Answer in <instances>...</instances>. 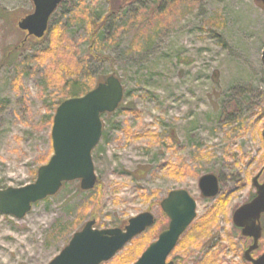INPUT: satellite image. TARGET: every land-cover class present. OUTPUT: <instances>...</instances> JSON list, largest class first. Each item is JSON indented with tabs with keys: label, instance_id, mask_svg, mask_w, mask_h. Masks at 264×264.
<instances>
[{
	"label": "rangeland",
	"instance_id": "obj_1",
	"mask_svg": "<svg viewBox=\"0 0 264 264\" xmlns=\"http://www.w3.org/2000/svg\"><path fill=\"white\" fill-rule=\"evenodd\" d=\"M111 1L63 0L35 39L17 27L32 2L0 0V190L33 183L52 155L50 117L62 97L45 81L52 59L34 60L52 26L62 31L58 56L68 66L98 83L114 75L123 87L120 109L101 117L91 153L100 186L82 191L68 182L21 220L0 215V264H48L90 220L99 230L122 228L149 212L166 229L160 202L179 189L196 202L191 226L222 210L208 234L178 242L168 261L193 264L209 252L222 264H249L231 216L254 195L252 179L261 172L264 181L263 8L254 0H128L102 24ZM204 175L217 178L215 198L201 195ZM260 221L264 230V215ZM132 241L103 264H124L116 259ZM260 245L257 254L264 234Z\"/></svg>",
	"mask_w": 264,
	"mask_h": 264
},
{
	"label": "water",
	"instance_id": "obj_2",
	"mask_svg": "<svg viewBox=\"0 0 264 264\" xmlns=\"http://www.w3.org/2000/svg\"><path fill=\"white\" fill-rule=\"evenodd\" d=\"M33 12L21 18L17 27L27 38L41 39L48 30L49 19L63 0H30ZM260 2L264 10V0ZM264 63V50L262 52ZM123 99V87L114 75L80 97L61 102L55 110L50 132L52 155L37 169L33 183L20 188L0 190V215L23 219L33 206L54 196L64 183L78 181L82 191L94 188L96 175L91 153L98 144L102 123L100 116L113 113ZM264 140V129L262 132ZM259 174L252 179L256 196L237 208L232 223L242 229V235L253 238V245L245 251L244 259L250 264H264V253L252 259L261 236L260 217L264 214V182L258 183ZM204 198H215L218 181L214 175L198 180ZM160 209L168 225L132 264H173L167 262L181 236L196 219V202L186 190L170 191L160 202ZM155 218L144 212L126 221L124 227L96 229L95 221H87L75 232L68 244L48 264H103L110 261L134 238L154 225Z\"/></svg>",
	"mask_w": 264,
	"mask_h": 264
},
{
	"label": "trees",
	"instance_id": "obj_3",
	"mask_svg": "<svg viewBox=\"0 0 264 264\" xmlns=\"http://www.w3.org/2000/svg\"><path fill=\"white\" fill-rule=\"evenodd\" d=\"M109 1V0H108ZM128 3V0H112L110 3V8L108 11L107 16L103 19L102 24L105 22V20H107L108 18H111L112 16L117 15V13L119 12V10L121 8H123L126 4ZM130 3V2H129ZM259 7L262 8L260 2H255ZM100 27V26H99ZM96 27L93 31H92V35H91V42H90V50L93 49V42H94V34L96 33V31L98 30ZM63 42V34L61 29L59 28L58 25H54L50 28V39H49V46L48 48L41 53L40 56H35L34 60L37 62L40 59H47L50 58L52 59V63H50L46 69V82L48 87H52L55 86L57 87V89L60 91V96L62 97V99L58 102V104H56L55 108L53 109V114L55 112L56 107L63 102L66 99L69 98H75V97H80L83 96L84 94H86L87 92H89L90 90H92L98 82L94 81V79L90 78V74L84 70H81V67L76 64L75 66L73 65V67L68 66V63L66 62V60L63 57L64 53H61L58 51V49H60L62 46ZM58 54L62 55V57H59ZM94 55V54H93ZM57 56L58 57V61H53L54 57ZM94 58L97 59L98 61H108L109 63L112 64L111 60L105 56H96L94 55ZM81 71L84 72L83 76L80 77V73ZM120 109V106L118 107ZM103 116V115H102ZM101 116V117H102ZM50 119H53V115H51ZM52 154V148H51V152L50 155ZM50 158H47L44 160V163L46 164L48 162ZM174 170H176L174 168ZM172 174V173H171ZM173 174L175 176L179 175L178 171L173 172ZM97 186H100L98 182H96V185L94 188H96ZM221 200V199H220ZM219 200V201H220ZM218 201V202H219ZM221 208H214L213 214L212 216L207 220H200L199 223L197 224V222L192 225L189 229V231H187L186 233H184L182 235V237L179 240V244L180 245H185L187 243H197V241H199V239L201 238L200 235L198 236L196 239H194L196 237V235L198 233H204L208 234V229H209V225L211 224L212 219L215 217L214 215L217 213L219 214L221 212ZM158 221L155 220L154 225L149 228L144 234L140 235L138 238L134 239L132 241L133 245L130 246L126 253L123 254L120 258H117L116 261H120L124 264H131L133 262H135L137 260V258L140 257V255L142 254V252L144 251V249L153 241L157 238V235L164 230L165 228H161L160 230L158 229ZM208 226V228H207ZM158 230L160 232H158ZM192 234H189L190 232H193ZM183 252L187 251L188 248H184L182 247ZM230 249H233L230 247ZM208 254L204 255L202 257V259L195 261L193 264H222L220 262V260L218 259L216 254H210L209 252H207ZM132 258H135L134 260ZM242 261L244 262V258L241 255ZM245 263V262H244Z\"/></svg>",
	"mask_w": 264,
	"mask_h": 264
},
{
	"label": "flooded vegetation",
	"instance_id": "obj_4",
	"mask_svg": "<svg viewBox=\"0 0 264 264\" xmlns=\"http://www.w3.org/2000/svg\"><path fill=\"white\" fill-rule=\"evenodd\" d=\"M260 175H261V172L259 173V178H260ZM259 178H258V183L259 184H261L260 182H259ZM264 182V181H263ZM262 182V183H263ZM254 188V187H253ZM255 189V188H254ZM202 195V194H201ZM227 196H228V194L225 196V198L224 199H226L227 198ZM256 196V189H255V192H254V195L253 196H250L249 198H248V200L246 201V203H249L250 201H252L253 199H254V197ZM245 203V204H246ZM244 205V204H243ZM234 213V212H233ZM232 213V214H233ZM263 215H261V217H262ZM261 217H260V219H261ZM231 222H232V216H231ZM262 223H261V221H260V227H261V236H260V239L258 240V242H257V248L255 249V250H253L251 253H250V257L252 258V259H257V258H259L263 253H264V251H262L260 254H257V252L260 250V248H261V245H260V241H261V239H262V237H263V234H264V230H263V226L261 225ZM232 225H233V223H232ZM233 227L235 228V230L238 232V234H239V240L240 241H243V245H242V253H241V255L243 256V258H244V253H245V251L246 250H248L252 245H253V238L252 237H245V236H243L242 235V229L241 228H237V227H235L234 225H233ZM250 264V263H249Z\"/></svg>",
	"mask_w": 264,
	"mask_h": 264
}]
</instances>
